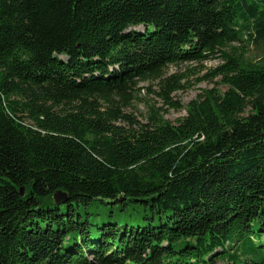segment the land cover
<instances>
[{"label":"trees","instance_id":"obj_1","mask_svg":"<svg viewBox=\"0 0 264 264\" xmlns=\"http://www.w3.org/2000/svg\"><path fill=\"white\" fill-rule=\"evenodd\" d=\"M219 262L264 264V0H0V264Z\"/></svg>","mask_w":264,"mask_h":264},{"label":"rangeland","instance_id":"obj_2","mask_svg":"<svg viewBox=\"0 0 264 264\" xmlns=\"http://www.w3.org/2000/svg\"><path fill=\"white\" fill-rule=\"evenodd\" d=\"M134 30H141V28H137ZM221 61L219 59H211L203 62L202 64H198L195 62L190 63H183L180 65H170L166 69V74H175V73H181L186 75V81L189 83V88H187L185 91L177 93L175 99H179L182 103V105H187L191 101L198 98V96L205 90V89H211L216 86L219 87V89L224 90V86L216 85V81H201L198 80L204 76L207 71L211 68L216 67ZM156 82H142L136 90V95L134 99L133 106L128 109L129 113H133L135 116H137L142 121H146V117L150 113L151 107L160 108L163 106L160 99L155 94V90L157 89ZM165 119L172 123H176L179 118L184 117L187 114V111L185 108L182 110L176 111L169 109L168 112H164ZM217 264H226L219 262Z\"/></svg>","mask_w":264,"mask_h":264},{"label":"water","instance_id":"obj_3","mask_svg":"<svg viewBox=\"0 0 264 264\" xmlns=\"http://www.w3.org/2000/svg\"><path fill=\"white\" fill-rule=\"evenodd\" d=\"M55 201L58 203V204H61L63 202L66 201V194L62 193V192H58L56 195H55Z\"/></svg>","mask_w":264,"mask_h":264}]
</instances>
